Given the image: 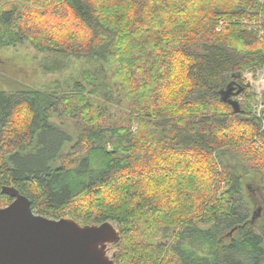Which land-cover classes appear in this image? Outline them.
Listing matches in <instances>:
<instances>
[{
  "label": "trees",
  "instance_id": "16d2710c",
  "mask_svg": "<svg viewBox=\"0 0 264 264\" xmlns=\"http://www.w3.org/2000/svg\"><path fill=\"white\" fill-rule=\"evenodd\" d=\"M258 10V0H0V48L29 44L50 74L70 56L91 66L0 90V189L48 218L118 223L114 264H264V128L247 87L237 113L220 99L264 67V37L244 23ZM115 93L120 120L106 100ZM11 200L0 191V207Z\"/></svg>",
  "mask_w": 264,
  "mask_h": 264
},
{
  "label": "water",
  "instance_id": "95a60500",
  "mask_svg": "<svg viewBox=\"0 0 264 264\" xmlns=\"http://www.w3.org/2000/svg\"><path fill=\"white\" fill-rule=\"evenodd\" d=\"M248 85L249 80L238 88L228 84L220 99L237 113L240 106L234 97ZM0 191L12 199L0 207V264H114L112 245L120 241L118 223L48 218L34 213L30 200L14 186L3 185Z\"/></svg>",
  "mask_w": 264,
  "mask_h": 264
},
{
  "label": "rangeland",
  "instance_id": "374dc122",
  "mask_svg": "<svg viewBox=\"0 0 264 264\" xmlns=\"http://www.w3.org/2000/svg\"><path fill=\"white\" fill-rule=\"evenodd\" d=\"M48 62H50V60L47 59L44 54L38 53L27 43H22L13 48H0V90L7 91L15 89L16 81L32 87L40 86L49 80L62 78L65 73H70V70L78 72L81 69L91 68V66L86 65L82 61H76L74 57L70 56L68 60H63L64 64H68V66L66 65L68 70L62 72L63 75L50 74L45 69V64ZM256 71L245 73V79L247 80V75L251 74L252 76L254 75L252 80L258 81L257 76H255ZM246 82L247 81H245V84ZM249 82L250 85L247 87V91L250 94L249 102L254 106V104H256V98L254 97L256 88L253 87L254 84L251 86V80H249ZM260 82L264 83L262 79H260ZM97 97H100V100L106 99L101 96ZM262 97L264 101V95ZM234 99L238 100L237 96L234 97ZM106 100H108V104H111L110 110L117 114L116 116L114 115V117L120 120L122 111H124L126 107V100L118 93H115L112 98ZM64 151H66L65 148ZM259 204L264 206V200L259 199Z\"/></svg>",
  "mask_w": 264,
  "mask_h": 264
},
{
  "label": "built area",
  "instance_id": "2783aa9c",
  "mask_svg": "<svg viewBox=\"0 0 264 264\" xmlns=\"http://www.w3.org/2000/svg\"><path fill=\"white\" fill-rule=\"evenodd\" d=\"M258 2L262 5L264 4V0H258ZM248 18L244 20V23L246 24L248 29H252L254 31H257L259 33V36L264 37V28H263V22H264V11L258 10V12L253 16H247ZM243 23V22H242ZM227 24V20L219 18L217 20L216 24V30L219 31L223 26ZM254 76V75H253ZM253 76L247 77V80H251V86H254L256 88L255 91V98H256V104L253 106V110L255 114L261 119L262 127L264 128V101L263 95H264V83L260 82V79L264 81V67L256 71L255 76H257L258 81L252 80ZM246 78V77H245ZM240 99V98H239Z\"/></svg>",
  "mask_w": 264,
  "mask_h": 264
}]
</instances>
